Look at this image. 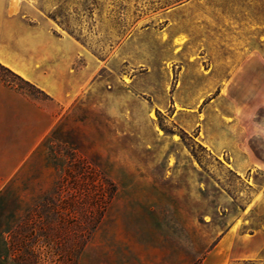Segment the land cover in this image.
Returning <instances> with one entry per match:
<instances>
[{
	"label": "rangeland",
	"instance_id": "obj_1",
	"mask_svg": "<svg viewBox=\"0 0 264 264\" xmlns=\"http://www.w3.org/2000/svg\"><path fill=\"white\" fill-rule=\"evenodd\" d=\"M1 5L92 64L87 91L0 189V225L40 205L0 264H202L229 229L263 245L264 0ZM0 85L47 99L1 61ZM262 251L239 264H264Z\"/></svg>",
	"mask_w": 264,
	"mask_h": 264
},
{
	"label": "crops",
	"instance_id": "obj_2",
	"mask_svg": "<svg viewBox=\"0 0 264 264\" xmlns=\"http://www.w3.org/2000/svg\"><path fill=\"white\" fill-rule=\"evenodd\" d=\"M1 2L0 61L47 99H32L0 85V189L37 149L58 113L87 91L92 64L90 54L70 36L54 37L40 25L27 26L17 15H8ZM80 58L83 65L76 67ZM231 238L232 245L227 247ZM260 238L258 233L251 234L246 243L243 237L234 238L229 229L202 264L254 262L263 252Z\"/></svg>",
	"mask_w": 264,
	"mask_h": 264
},
{
	"label": "trees",
	"instance_id": "obj_3",
	"mask_svg": "<svg viewBox=\"0 0 264 264\" xmlns=\"http://www.w3.org/2000/svg\"><path fill=\"white\" fill-rule=\"evenodd\" d=\"M53 20H57L56 15L52 16ZM5 204L4 197L0 198V211L3 209ZM65 207L69 210L73 207L71 204L66 203ZM40 209V205L34 204L33 206H30V208L27 210V219L24 221V223H16L13 221V219H6L4 220L3 224L0 225V228H2V231L0 232V258H4L13 247H17V243H15V240L19 237V245L18 247H23L24 240L29 236L28 235V225L32 223L31 217L32 214H37V210ZM29 217V218H28ZM29 223V224H28ZM32 235L31 233H29ZM15 245V246H14Z\"/></svg>",
	"mask_w": 264,
	"mask_h": 264
}]
</instances>
